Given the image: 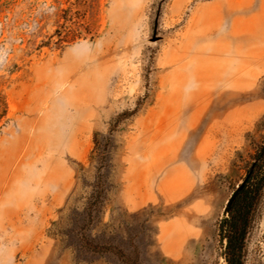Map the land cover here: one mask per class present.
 Segmentation results:
<instances>
[{"label":"rangeland","instance_id":"374dc122","mask_svg":"<svg viewBox=\"0 0 264 264\" xmlns=\"http://www.w3.org/2000/svg\"><path fill=\"white\" fill-rule=\"evenodd\" d=\"M263 137L264 0H0V264H225Z\"/></svg>","mask_w":264,"mask_h":264},{"label":"trees","instance_id":"16d2710c","mask_svg":"<svg viewBox=\"0 0 264 264\" xmlns=\"http://www.w3.org/2000/svg\"><path fill=\"white\" fill-rule=\"evenodd\" d=\"M245 183L220 226L225 264H243L244 241L252 213L264 191V137L245 166Z\"/></svg>","mask_w":264,"mask_h":264},{"label":"water","instance_id":"95a60500","mask_svg":"<svg viewBox=\"0 0 264 264\" xmlns=\"http://www.w3.org/2000/svg\"><path fill=\"white\" fill-rule=\"evenodd\" d=\"M246 178H244L240 184H238L236 186V188L234 189V191L230 194V196L228 197L223 212L225 214H228L231 208V204L233 203V201L235 200L236 196L238 195V193L240 192V190L242 189L244 183H245Z\"/></svg>","mask_w":264,"mask_h":264}]
</instances>
